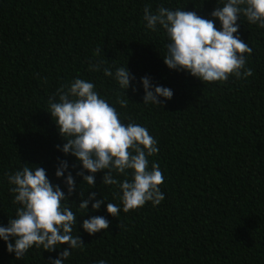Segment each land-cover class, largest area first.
<instances>
[{"label":"trees","instance_id":"trees-1","mask_svg":"<svg viewBox=\"0 0 264 264\" xmlns=\"http://www.w3.org/2000/svg\"><path fill=\"white\" fill-rule=\"evenodd\" d=\"M226 2L0 0V226L20 207L5 173L41 166L68 195V173L55 175L59 161L67 160L78 187L65 203L77 215L72 234L85 244L64 264H264V28L244 16L237 21L240 38L253 49L245 54L253 75L204 84L165 64L170 39L160 26L148 29L143 19L146 6L155 12L163 5L215 19L219 29L211 12ZM97 60L105 62L101 71H89ZM104 67L113 73L128 67L136 79L125 92ZM145 76L172 89V99L159 97L163 106L145 104ZM76 78L94 83L124 123L146 127L158 141L159 153L148 159L149 168L155 161L164 174L165 199L159 205L147 202L123 212L122 201L113 196L120 189L103 185V171L95 174V188L82 183L77 172L83 166L61 150L66 140L48 111L50 100L58 102L57 89ZM118 94L127 99L126 108L116 102ZM127 171L131 181L132 170ZM92 191L104 203L99 210L92 209L95 201L88 211L80 209ZM108 202L120 207L118 217L107 212ZM96 215L108 219L110 228L90 235L83 220ZM66 247L55 252L33 247L16 259L0 238V264H49Z\"/></svg>","mask_w":264,"mask_h":264},{"label":"clouds","instance_id":"clouds-1","mask_svg":"<svg viewBox=\"0 0 264 264\" xmlns=\"http://www.w3.org/2000/svg\"><path fill=\"white\" fill-rule=\"evenodd\" d=\"M241 16L246 17L250 24L264 28V0H227L223 6L216 7L211 17L220 21L219 29L215 19L204 18L196 11L172 10L163 5L155 12L151 5L146 6L143 19L148 29L157 31L160 26L166 31L170 42L163 59L170 69L187 71L204 84H223L230 76L240 79L253 75V69L246 66L245 55L250 56L253 49L238 34L240 25L237 21H240ZM94 55L98 57L100 49H96ZM103 63L101 60L90 62L89 71H101ZM103 72L109 77L114 75L125 92L131 86V81L136 79L128 67H118L115 73L111 68L104 67ZM141 80L145 104L163 106L164 101L159 97L172 99V89L154 85L148 76ZM95 89L94 83L76 78L57 89L58 102L49 101L48 111L59 134L66 140L61 150L75 156L82 164L77 175L82 176V183L91 185L90 188L96 186L95 174L103 171V185L120 189L113 196L122 201L123 212L138 210L147 202L153 206L159 205L165 199L160 188L164 183V174L155 161L149 168L148 159L159 153L158 141L146 127L133 122L124 123L116 107ZM116 102L122 108L128 104L127 99L121 98L119 94ZM68 169V161L60 160L55 173L58 178L68 173L65 177L68 195L58 184L53 185L46 169L41 166L32 169L25 165L22 170L5 173L13 186L10 188L14 194L13 202L20 207L16 210L15 218H9L7 226H0V238L7 242L8 252H14L16 259H22L33 247L39 249L42 246L44 251L55 252L61 245L67 244L68 247L59 253V258L49 261V264H64L72 255V250H83L85 243L82 238L72 234L77 225V215L65 203L78 187ZM85 170L91 174L86 175ZM127 170H132L131 181L127 179ZM119 175L125 179L121 181ZM96 197L97 193L92 191L78 207L88 211L89 203L95 201L92 209L99 210L105 199ZM120 211L116 204L107 203V212L112 216L118 217ZM82 227L90 235H95L101 230H108L110 221L96 215L84 219ZM98 264L107 262L100 260Z\"/></svg>","mask_w":264,"mask_h":264}]
</instances>
